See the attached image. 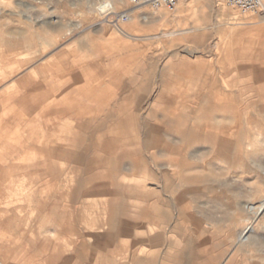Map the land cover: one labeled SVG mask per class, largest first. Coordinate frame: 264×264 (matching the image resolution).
I'll return each instance as SVG.
<instances>
[{
	"label": "rangeland",
	"instance_id": "374dc122",
	"mask_svg": "<svg viewBox=\"0 0 264 264\" xmlns=\"http://www.w3.org/2000/svg\"><path fill=\"white\" fill-rule=\"evenodd\" d=\"M108 6L134 13L117 28L100 14ZM259 49L264 56V2L255 11L242 12L216 0H184L174 10L131 6L129 0H0V157L15 166L11 188L0 180V208L12 199L18 219L15 230L0 229V264H61L52 258L55 252L71 257L69 264H105L95 260L94 252L77 259L74 250L80 240L91 244L89 234L97 237L107 230L109 196L100 191L106 181L87 178L105 175L109 166L88 170L73 158H49L45 146L53 140L87 159L112 152L118 158L130 153L126 163L140 161L160 151L145 146V139H178L163 115L181 106L191 111L188 126L194 125L198 134L221 135V113L206 116L198 96L229 84L225 64L235 68ZM228 71L231 85L249 83L236 68ZM11 77L14 82L8 84ZM246 106L243 112L250 114ZM109 115L124 120L122 129L111 131ZM244 119L236 154L215 160L229 169L213 174L217 190L200 183L193 185L196 193L186 196L187 212L199 219L197 231L190 217L174 216L173 191L189 185L165 180L160 173L147 181L140 169L127 172L124 187L151 193L145 201L125 189L120 199L124 219L117 220L115 244L102 253L106 264H206V254L213 264H235L237 255L239 264H264V108L259 130ZM145 126L159 127L162 136L146 134ZM99 135L107 138L103 144L116 139V146L96 149ZM203 148L207 143L180 151ZM0 166L5 167L2 161ZM145 207L151 209L154 225L150 236H163L158 244L147 241ZM60 214L62 222L55 218ZM231 219L236 228L243 227L233 244L218 248ZM74 233L81 237L75 240ZM236 243L243 251H235ZM141 251L139 256L147 255L150 263L130 260Z\"/></svg>",
	"mask_w": 264,
	"mask_h": 264
},
{
	"label": "crops",
	"instance_id": "0c3cea01",
	"mask_svg": "<svg viewBox=\"0 0 264 264\" xmlns=\"http://www.w3.org/2000/svg\"><path fill=\"white\" fill-rule=\"evenodd\" d=\"M262 50H257L253 57L243 58L238 60L235 68L240 73V76H248L249 83L240 84V87L231 85L233 76L231 71L235 68L230 67L229 64H225V78L228 80L229 84L223 85L222 88L216 90L211 94L199 95V106L206 113L207 116H212L216 112H220L223 117V123L220 126L221 135L217 133L201 135L196 131L195 126H188V121L190 117V110H187V106L176 107L175 109H169L164 112L163 118L165 124L169 126L172 132L178 135V139H164L158 137V139L150 141L145 139L144 145H155L159 147L160 151L153 153L151 156L142 157L140 161L134 159L130 160L129 163L123 161L125 158H132L130 153H125L122 157L112 155V152L109 153L108 157L97 156L92 159H87L83 155L77 153L74 148H67L61 145L56 144V141H49L44 148L45 155L47 157L54 156H63L73 158V161L76 164H84L88 170H91L92 167H100L104 164L108 165V172L104 175L97 177L90 176L87 178V181H95L96 178L104 179L106 184H102L100 191L102 190L104 194H107L109 198L106 200L107 208L106 213L107 217L105 224L107 230L104 233H99L98 236H88L89 241H92L91 244H87L85 241L80 240L79 244L75 247V254L77 259H82L85 255V252H94L98 254L95 258L96 261H108V258L105 257L102 253L104 249L108 246L115 244L116 234H117V220L124 219V205L123 202H120V199L125 197V189L129 194H137L140 198L147 201L149 199V190L141 191L136 186H126L122 185L123 182H126L127 172L142 170L144 175V180H157L156 173H160L165 180H169L170 177L176 178L180 185H189L187 188L181 190L173 191L172 199L176 203V213L174 216L181 218H189L192 221L193 229L197 231L200 229L199 219L196 216H193L187 212L185 206L186 196L188 194L196 193L197 190L193 185L196 184H206L209 183V188L213 191L217 190L215 182L218 181V178L213 175L218 172H227L229 170L226 167H221L216 160L218 157H227L229 154H236L238 150L236 136H241L243 134V128L241 126L244 124V118L246 117L251 123L253 130H259L260 128V119L259 111L260 107L264 108V56L261 55ZM226 62V61H225ZM227 63V62H226ZM29 70V69H28ZM252 71L251 73H248ZM250 74V75H249ZM230 75V77H228ZM14 82V77H11L8 84ZM256 89V90H255ZM247 105V106H246ZM249 107L251 109L250 114L244 113V108ZM112 117V118H111ZM196 117H192V119ZM127 121L131 123L133 118L131 115L127 116ZM106 120H110L112 126L111 131H118L122 129L124 125V120L120 118H115L114 116H107ZM105 120L98 123V126L104 125ZM196 125V124H195ZM211 126H215L211 124ZM255 128V129H254ZM145 133L150 134L154 133L155 136H162V131L159 127L155 126H145ZM225 136V137H224ZM228 138H227V137ZM106 136H98V141L101 143L94 144V147L98 150H104L107 148H113L116 146V139L110 137L105 144L103 140L107 139ZM229 139V140H228ZM229 142V144H227ZM194 143H207V148L196 149L189 153L181 152L182 146H191ZM230 152V153H229ZM229 153V154H228ZM234 156V155H232ZM1 158V157H0ZM5 165L0 166V180H5L8 182V187L13 186V173L15 171V166L11 164L7 158H1ZM157 171V172H156ZM48 172L53 174V177H57V171L52 166H48ZM207 172V174H204ZM110 177V178H109ZM67 179V178H66ZM108 186H112L109 189ZM0 188V192H1ZM99 190V188H97ZM1 195V194H0ZM71 195L70 193L68 194ZM242 199L237 201V204H242ZM7 214V215H6ZM52 216L55 212L51 211ZM160 216L165 214L158 210ZM3 215H6V220L3 221ZM63 214L56 215L57 221L62 222L64 219ZM143 222L146 225V236L149 243L158 244L161 242L162 235L156 234L155 236H150L154 230V225L152 223V214L149 207H145L143 213ZM120 217V218H119ZM70 220V219H69ZM68 220V221H69ZM17 216L16 208L13 204V200L10 199L5 202V207L0 208V229L6 228L7 230H15L17 226ZM70 223V221H69ZM236 222L234 219L229 221L224 228L225 235L223 239L216 242L217 247L221 248L223 245L229 246L232 243V237H237L238 232L242 229L236 228ZM71 228V226H68ZM69 231H73L69 229ZM76 239L81 237V235L74 233ZM85 235V237H87ZM84 237V236H82ZM243 240V239H242ZM231 241V242H230ZM207 243V240L203 242ZM233 244V243H232ZM231 244V245H232ZM235 251H243L240 248V244L236 243ZM143 253L138 252L135 255H130V260H135L141 263H150L151 261L146 259V256H139ZM144 253H146L144 251ZM208 254H213L212 251L207 252ZM138 255V256H137ZM221 255V253L219 254ZM238 257V255H237ZM236 257L235 264H239L240 260ZM54 259H61V264H69L72 260L71 257L65 256L62 257L61 254L55 252L52 255ZM176 261L179 262L180 259L176 258ZM203 262L208 264L212 263L211 259L207 262V254L203 257ZM105 263V264H106ZM213 264V263H212ZM228 264V263H227Z\"/></svg>",
	"mask_w": 264,
	"mask_h": 264
},
{
	"label": "built area",
	"instance_id": "2783aa9c",
	"mask_svg": "<svg viewBox=\"0 0 264 264\" xmlns=\"http://www.w3.org/2000/svg\"><path fill=\"white\" fill-rule=\"evenodd\" d=\"M184 0H129L131 6L147 5L153 10L165 8L167 10H174L177 5ZM264 0H216V2H223L225 5L232 8H236L242 12H250L257 10ZM102 14L107 22L114 27L119 28L122 22H125L128 18V10L123 9L120 11L115 10L111 6L101 10Z\"/></svg>",
	"mask_w": 264,
	"mask_h": 264
},
{
	"label": "bare ground",
	"instance_id": "6f19581e",
	"mask_svg": "<svg viewBox=\"0 0 264 264\" xmlns=\"http://www.w3.org/2000/svg\"><path fill=\"white\" fill-rule=\"evenodd\" d=\"M264 2V1H263ZM262 5H263V3H262ZM261 5V6H262ZM261 6L259 7V8H261ZM133 13H134V10H131V11H128V18H127V22H129L130 20H131V16L133 15ZM256 90V89H255ZM157 172V171H156ZM110 178V177H109ZM259 207H261V206H259ZM250 227V226H249ZM249 227H246L245 228V230L243 231V236H245V235H247V233L249 232V230H247V228H249ZM246 237V236H245Z\"/></svg>",
	"mask_w": 264,
	"mask_h": 264
}]
</instances>
